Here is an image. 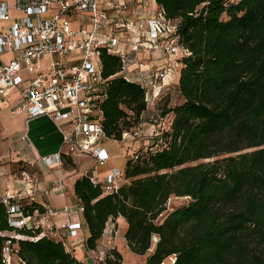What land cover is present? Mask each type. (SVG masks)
I'll list each match as a JSON object with an SVG mask.
<instances>
[{
    "label": "trees",
    "instance_id": "trees-1",
    "mask_svg": "<svg viewBox=\"0 0 264 264\" xmlns=\"http://www.w3.org/2000/svg\"><path fill=\"white\" fill-rule=\"evenodd\" d=\"M154 1L188 50L174 87L178 100L161 96L160 112L172 114L161 145L127 157L116 189L104 190L87 173L75 179L85 245L95 247L106 221L121 215L126 243L146 254L145 264L172 252V264H264V0ZM99 56L109 76L103 127L119 139L147 109L145 90L118 73L117 54L101 48ZM172 194L189 199L165 211ZM26 205L42 208L35 200ZM8 233L19 234L12 247L25 264H88L55 236L10 225L0 199V264ZM121 260L115 247L106 250L105 262Z\"/></svg>",
    "mask_w": 264,
    "mask_h": 264
},
{
    "label": "built area",
    "instance_id": "built-area-1",
    "mask_svg": "<svg viewBox=\"0 0 264 264\" xmlns=\"http://www.w3.org/2000/svg\"><path fill=\"white\" fill-rule=\"evenodd\" d=\"M13 7L22 16L0 26V53L12 52L10 58L0 61V102L7 90L14 89L19 99L9 106L12 114L25 111L27 119L45 114L56 122L62 144L58 151L41 156L46 164H61L63 155L89 154L97 163L109 158L102 144L114 138L103 127L102 104L109 76L101 73V48L119 56L122 68L118 73L144 87V98L152 109L114 140L126 145L127 157L133 158L140 147L156 149L161 145L172 114H162L156 100L170 89L171 75L179 71L181 58L188 53L174 22L158 10L150 14L144 0H14ZM8 20V6L0 1V21ZM144 52H159L161 56L155 63ZM44 59L45 64L32 76L22 75L26 64ZM136 141L141 142L132 144ZM9 155L10 151L0 152V160ZM16 174L30 188L38 183V177L25 168ZM124 179V169L113 166L101 181L102 187L114 190ZM57 182L59 186L61 179ZM0 199L10 225L38 229L39 234L55 236L73 250L74 241L68 238L76 235L81 222L73 219L68 204L30 208L26 203L33 198L24 196L22 190L5 192ZM59 215L63 218L58 219ZM58 229L65 232L57 234ZM16 236L19 234L8 233L3 242V264H25L12 247V237ZM157 239L153 233L152 243ZM91 249L104 259L106 249L102 245L97 242ZM175 257L172 252L159 264H172Z\"/></svg>",
    "mask_w": 264,
    "mask_h": 264
},
{
    "label": "crops",
    "instance_id": "crops-1",
    "mask_svg": "<svg viewBox=\"0 0 264 264\" xmlns=\"http://www.w3.org/2000/svg\"><path fill=\"white\" fill-rule=\"evenodd\" d=\"M5 2L10 12V20L0 21V26H8L13 19L22 16V12L13 7L14 0H0ZM144 0V4H145ZM150 5H154V0H148ZM135 6V3H132ZM72 25H75L73 23ZM144 56L148 60L157 62V58L161 56L159 52H144ZM12 56V52H1L0 61L8 59ZM44 60H36L33 63L26 64L22 69V75L25 78L32 76L36 69L43 64ZM172 83L169 87L174 89L178 81L179 71L173 72L171 75ZM19 99V94L14 89H9L5 93L0 102V152L10 151V155L0 160V196L5 192H15L22 190L24 196H30L36 202L42 205L61 206L69 205V211L73 219L81 222V226L76 230V235L70 236L68 239L74 241L73 254L88 264H108L104 259H99L96 252L85 245V239L89 235L87 223L84 219L82 209L79 207V200L74 194L73 184L75 179L81 174H89L102 181L106 173L113 166L124 168L127 158L126 145L116 142L108 144L107 140L103 141L102 146L109 154V158L104 163H97L96 159L89 154L63 155L62 163L57 162L46 164L41 156L54 153L61 148L62 133L56 122L48 115H39L27 119L25 111L16 114L10 112L11 103ZM170 104V103H169ZM151 108L145 109L142 116H146L151 112ZM109 140V139H108ZM138 142H132L136 145ZM70 159V161H69ZM105 164L103 170L97 171L99 165ZM25 168L29 172L34 173L38 177V183L30 188V184H25L16 172ZM61 179L58 186L57 180ZM63 215H59L58 219H62ZM127 227L125 218L121 215L115 218H109L98 243L106 250L115 247L122 255L121 264H132L124 262L123 256L135 255L125 240L124 232ZM65 232L58 229L56 233ZM141 255V254H137ZM19 264V263H14Z\"/></svg>",
    "mask_w": 264,
    "mask_h": 264
},
{
    "label": "rangeland",
    "instance_id": "rangeland-1",
    "mask_svg": "<svg viewBox=\"0 0 264 264\" xmlns=\"http://www.w3.org/2000/svg\"><path fill=\"white\" fill-rule=\"evenodd\" d=\"M145 6H146V9L149 10V13H157V9L154 5H150V3H148V0H145ZM132 75V74H130ZM168 94L169 96V99H168V102L170 104H173L175 102H177V93L176 91L170 87V89L166 90L162 95H165V94ZM163 98L164 97H160L159 100L161 99L160 103H159V106L156 104V107L159 109V108H162L163 107ZM157 101V100H156ZM151 113V112H150ZM149 113V114H150ZM107 143L108 144H113L115 145L116 147V142L113 140V139H107ZM105 168V164H100L98 167H97V171H100V170H103ZM189 199V196L188 195H170V197L168 198L167 202H166V210H169L171 209L172 207L174 206H177L179 204H182V203H185L187 202V200ZM145 258H146V254H141V255H131V256H128L127 254H124L123 256V261L124 262H131L132 264H145Z\"/></svg>",
    "mask_w": 264,
    "mask_h": 264
}]
</instances>
